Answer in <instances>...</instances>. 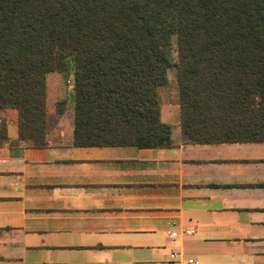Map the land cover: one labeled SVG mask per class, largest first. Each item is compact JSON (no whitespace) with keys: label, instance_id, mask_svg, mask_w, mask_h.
<instances>
[{"label":"crops","instance_id":"1","mask_svg":"<svg viewBox=\"0 0 264 264\" xmlns=\"http://www.w3.org/2000/svg\"><path fill=\"white\" fill-rule=\"evenodd\" d=\"M67 79L45 77L44 146L19 140L17 111L0 110V264H166L171 252L264 264V142L188 143L166 84L157 118L171 147H76Z\"/></svg>","mask_w":264,"mask_h":264},{"label":"trees","instance_id":"2","mask_svg":"<svg viewBox=\"0 0 264 264\" xmlns=\"http://www.w3.org/2000/svg\"><path fill=\"white\" fill-rule=\"evenodd\" d=\"M162 1L0 0V110L19 140L44 146L45 77L71 71L76 147H171L155 86L174 38L185 140L264 142V0Z\"/></svg>","mask_w":264,"mask_h":264},{"label":"rangeland","instance_id":"3","mask_svg":"<svg viewBox=\"0 0 264 264\" xmlns=\"http://www.w3.org/2000/svg\"><path fill=\"white\" fill-rule=\"evenodd\" d=\"M161 7L165 11L172 10V9L175 8V2H174V0H163L162 3H161ZM167 54H168V59H169V65H170V67L166 71V76H167V74H169L170 79H172V73L174 71V69H173L174 67L173 66H174L175 61H176L175 60L176 58H175V39L174 38L171 39V44H170V46L167 49ZM70 75L73 77V74H72L71 71L66 75L65 87L69 86V84H70V82H68V79H67ZM166 84L168 85V87L170 89H172L173 87H175L177 85V84L175 85V82L172 83V81H169L168 83L166 82V83L161 84V85L160 84L159 85H156L155 86V91H157L158 89L162 88V86H165ZM73 87L71 88V90L70 89L69 90L71 91L70 92V94H71L70 97H71L72 102H73V105H74ZM169 94H170L169 96H171L172 90L169 91ZM166 96H168V94H166Z\"/></svg>","mask_w":264,"mask_h":264},{"label":"built area","instance_id":"4","mask_svg":"<svg viewBox=\"0 0 264 264\" xmlns=\"http://www.w3.org/2000/svg\"><path fill=\"white\" fill-rule=\"evenodd\" d=\"M192 233H193L192 230H184L182 231L181 236H189ZM178 235L179 234H177L176 232H170L169 238L174 239ZM166 264H199V262L194 258H187V257L182 256L179 253L171 252L168 256V260Z\"/></svg>","mask_w":264,"mask_h":264}]
</instances>
